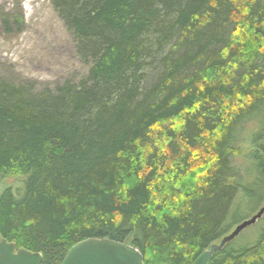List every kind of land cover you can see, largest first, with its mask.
<instances>
[{"label": "trees", "instance_id": "1", "mask_svg": "<svg viewBox=\"0 0 264 264\" xmlns=\"http://www.w3.org/2000/svg\"><path fill=\"white\" fill-rule=\"evenodd\" d=\"M50 1L89 68L40 91L0 78V178L26 176L0 237L41 264L87 238L190 264L264 204V135L243 131L264 128V0ZM262 224L209 264H264Z\"/></svg>", "mask_w": 264, "mask_h": 264}, {"label": "rangeland", "instance_id": "2", "mask_svg": "<svg viewBox=\"0 0 264 264\" xmlns=\"http://www.w3.org/2000/svg\"><path fill=\"white\" fill-rule=\"evenodd\" d=\"M88 68L77 57L73 37L50 0H0V78L40 91L65 81L77 83L86 77ZM243 131L250 136L264 135V128L252 129L251 125H245ZM237 138L231 159L243 172L255 148L247 136L238 134ZM25 179L21 174L1 177L0 194L11 188L19 196ZM253 205L252 201L245 211ZM263 220L264 215L236 239L254 238Z\"/></svg>", "mask_w": 264, "mask_h": 264}, {"label": "water", "instance_id": "3", "mask_svg": "<svg viewBox=\"0 0 264 264\" xmlns=\"http://www.w3.org/2000/svg\"><path fill=\"white\" fill-rule=\"evenodd\" d=\"M264 215V204L249 218L233 226L230 232L201 252L190 264H209L213 254L221 251L247 227ZM40 252L16 248L12 241L0 237V264H41ZM60 264H144L138 249L109 238H87L73 245Z\"/></svg>", "mask_w": 264, "mask_h": 264}, {"label": "bare ground", "instance_id": "4", "mask_svg": "<svg viewBox=\"0 0 264 264\" xmlns=\"http://www.w3.org/2000/svg\"><path fill=\"white\" fill-rule=\"evenodd\" d=\"M251 216H252V215H251ZM251 216H250V217H251ZM248 218H249V217H248ZM256 222H257V221H256ZM205 250H206V249H205ZM202 252H203V251H202ZM213 255H214V254H213Z\"/></svg>", "mask_w": 264, "mask_h": 264}]
</instances>
